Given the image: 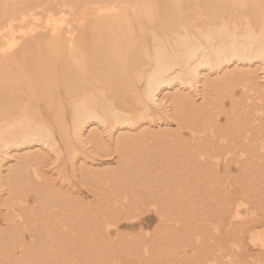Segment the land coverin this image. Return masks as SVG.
<instances>
[{"label":"bare ground","instance_id":"6f19581e","mask_svg":"<svg viewBox=\"0 0 264 264\" xmlns=\"http://www.w3.org/2000/svg\"><path fill=\"white\" fill-rule=\"evenodd\" d=\"M255 68L264 0H0V264H264Z\"/></svg>","mask_w":264,"mask_h":264},{"label":"rangeland","instance_id":"374dc122","mask_svg":"<svg viewBox=\"0 0 264 264\" xmlns=\"http://www.w3.org/2000/svg\"><path fill=\"white\" fill-rule=\"evenodd\" d=\"M254 70H257V71L254 72V74H256L258 76V80H264V76L262 75L261 68H255ZM209 77H210L211 80H213V77L214 76L211 75ZM228 102L229 101L226 102L227 108L229 107ZM222 117H223L222 120H223V123H224V121H225L224 116H222ZM156 129L163 130L164 132L176 131V130H178V123L177 122H173V121L170 122L169 124L160 123L159 127H157V125H156ZM90 151H91L89 153L90 156H88V157H92L93 160L90 159V158H88V157H84L86 163H88L89 165H91V164L94 165L95 166V169H102V168H105L108 165H111V167H114L113 165H114L115 161L117 160L115 158L118 157L117 154L114 155L116 157L105 158L101 154L97 153L94 149H91ZM140 164H141V162H140ZM142 164L144 165V162L143 161H142ZM167 164H168V166L170 165V163H167ZM239 173H237L234 170L231 174L238 176ZM102 186H103V184H100V183H95L93 185H90L89 187L83 186L81 188L82 192L80 193L82 199L85 200V201H87V203H89L91 205H93V203H94L95 206L93 205V207H95V208H96V206L98 207V206H101L103 204H106L107 200H102L101 198L106 197L108 195V192H110L112 189L111 188L110 189H105V188L103 189ZM209 191H210V189L203 190V191H201V193L203 195L201 193H199V196H198V194H196V195L194 194L195 199H197V200L199 199V201L201 202L203 208H206L208 206L210 207V205L212 207V205H214L213 204L215 202L214 197L210 196L211 193ZM207 192H208V195L206 194ZM204 193L207 196L206 195L204 196ZM73 195H71V197ZM74 197H76V196H74ZM74 197H72V198H74ZM204 200H207L208 202L205 203ZM209 201L212 204H210ZM140 208H141V210H139L138 212H139V214H141L140 215L141 218H143L145 220L144 223H143V225H142L143 227L142 228L140 226L126 227L124 225V222H123V223H121V225H122L121 232L123 234H125L123 237H127V236L130 235L131 238H143L145 240L146 239V235L148 233L149 235L151 234L154 237V240H155V236L157 235L158 226H159L158 217L151 210L150 207L144 206V207H140ZM157 237H158V235H157ZM158 239L159 238H157L155 240L156 243L153 244L154 246H156V245H162L163 241L161 239L158 241Z\"/></svg>","mask_w":264,"mask_h":264},{"label":"snow or ice","instance_id":"6c2138e0","mask_svg":"<svg viewBox=\"0 0 264 264\" xmlns=\"http://www.w3.org/2000/svg\"><path fill=\"white\" fill-rule=\"evenodd\" d=\"M97 7H100L99 5ZM227 260H216L212 261L211 264H250V261L243 258V256H236L233 254H228Z\"/></svg>","mask_w":264,"mask_h":264}]
</instances>
